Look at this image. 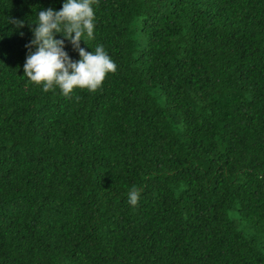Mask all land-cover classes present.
<instances>
[{
  "label": "trees",
  "instance_id": "16d2710c",
  "mask_svg": "<svg viewBox=\"0 0 264 264\" xmlns=\"http://www.w3.org/2000/svg\"><path fill=\"white\" fill-rule=\"evenodd\" d=\"M64 2L0 0V264H264V0H98L68 97L23 69Z\"/></svg>",
  "mask_w": 264,
  "mask_h": 264
},
{
  "label": "clouds",
  "instance_id": "9594fccd",
  "mask_svg": "<svg viewBox=\"0 0 264 264\" xmlns=\"http://www.w3.org/2000/svg\"><path fill=\"white\" fill-rule=\"evenodd\" d=\"M98 0H65L57 11L48 8L38 13V22L32 28L33 39L25 45L29 49L23 65L24 75L35 84H42L47 92L58 87L65 97L74 88L96 92L108 73H115L116 64L102 45L95 51H86L80 42L93 38L95 13L92 7ZM17 28L24 27V21H13ZM60 34L64 39H56ZM23 36V33H20ZM65 40L79 54L73 60L65 51ZM87 44V43H86ZM34 49V50H33ZM79 100V97H76ZM140 191L133 186L128 193L129 203L136 206Z\"/></svg>",
  "mask_w": 264,
  "mask_h": 264
}]
</instances>
